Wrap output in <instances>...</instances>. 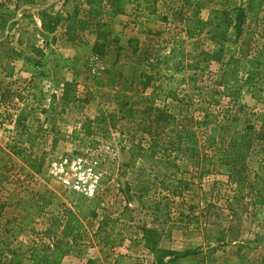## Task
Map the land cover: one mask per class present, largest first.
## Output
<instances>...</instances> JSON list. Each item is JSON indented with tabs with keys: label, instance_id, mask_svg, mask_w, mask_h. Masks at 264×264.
Listing matches in <instances>:
<instances>
[{
	"label": "rangeland",
	"instance_id": "374dc122",
	"mask_svg": "<svg viewBox=\"0 0 264 264\" xmlns=\"http://www.w3.org/2000/svg\"><path fill=\"white\" fill-rule=\"evenodd\" d=\"M37 1L40 7L34 4L13 11L14 4L25 0H0V264H15L7 248L21 254L29 238L54 243L43 231L51 218L61 225L65 222L73 210V196L46 173L44 164L50 157L70 152L87 153L102 173V184L94 198L97 216L81 222L71 252L60 264H87L90 258L112 264L114 255L131 242L143 241L147 248L138 226L143 221L150 225L151 211L138 196L148 203L154 200L158 183L153 176L139 181L136 167L129 166L130 144L148 141L132 113L139 93L151 91L142 88L141 68L168 54L178 38L185 40L180 73L172 75L158 64L164 73L156 82L171 85L177 98L167 99L166 107L171 112L182 107V113L187 108L190 120H197L202 110H213L221 121L213 152L225 153L233 137L246 158L242 166L221 164L215 158L211 173L194 179L189 190L171 199L172 221L161 233L149 235L153 252L147 248L146 257L129 255L145 264H264V193H258L264 188V142L252 139L246 148L241 141V135L254 137L258 128L254 114L264 112V68L254 61L264 35V6L246 16L241 35L230 41L206 34L188 37L187 19H206L213 8L232 13L241 0H204L200 7L191 6L189 0H149L163 17L156 22L146 21L133 2L125 16L110 17V22L109 17L90 15L82 6L77 36L69 41L63 27L55 35H42L31 19V8H37L36 14L41 6L56 11L63 0ZM98 30L107 32L104 42L96 40ZM230 33L234 37L233 29ZM33 43L43 56L31 51ZM235 76H250L253 85L226 96L222 80ZM65 82L72 83L75 95L67 106L61 101ZM87 120L91 131L86 136L80 125ZM20 150L43 156L40 173L19 159L16 151ZM237 204L243 207L238 209L243 210L242 217L232 220L230 208ZM125 207L132 210L133 221L118 220L116 229L122 228L126 238L121 246L111 248L96 235L98 216L120 217ZM205 224L224 229L225 241L206 242ZM20 228L24 233L13 238L12 231ZM186 249L194 253L172 261L165 253ZM20 264L42 263L26 256Z\"/></svg>",
	"mask_w": 264,
	"mask_h": 264
},
{
	"label": "trees",
	"instance_id": "16d2710c",
	"mask_svg": "<svg viewBox=\"0 0 264 264\" xmlns=\"http://www.w3.org/2000/svg\"><path fill=\"white\" fill-rule=\"evenodd\" d=\"M29 0H25L28 2ZM156 1V0H155ZM163 1V0H157ZM170 1V0H165ZM204 0H189L191 6L200 7ZM242 3L235 6L232 13L227 10L213 8L209 11L206 19L188 18L186 34L193 38L200 34H206L221 41H230L238 38L243 31L244 20L249 14H256L264 6V0H241ZM133 2L135 9L141 11L140 15L148 22H156L163 17L156 12L155 2L149 3V0H63L60 8L56 11L42 8L38 11L40 18V29L42 35H51L59 27H63L64 33L69 41H73L77 36L80 23V10L82 6H87L90 15L113 17L116 15H125L128 12L129 4ZM234 30V37L230 31ZM107 32L98 30L96 40H105ZM262 42L257 47L254 61L257 65L264 68V35ZM184 39H176L168 54H163L149 65H144L139 73L143 90L150 88L149 94L141 91L138 95L136 107L133 110L132 118L139 121L141 132L147 136V144L132 143L128 147L129 166L136 167L139 181L146 182L147 178L153 176L157 179L158 193L157 197L150 201H142L146 210L151 211L152 220L150 225L145 221L138 228L141 229L147 248L153 252L150 244L149 235L152 233H161L164 227L172 221L171 203L172 198L180 197L189 190L194 179H201L202 176L211 173L213 160L217 158L221 164L231 166H242L246 155L240 149H236V141L233 137L229 140L227 151L222 155L213 152L216 144V136L221 122L217 113L213 110L205 109L201 111L197 120H190L188 109L182 113V107L176 112H171L165 105L167 99H177L172 86L156 82L163 70L158 69V64L165 65L164 69L173 74L181 71V63L184 59ZM30 49L38 56H43V50L31 44ZM19 56L20 52H13ZM173 64H169V63ZM162 72V73H161ZM226 96H232V91H237L243 86L251 87L252 78L225 77L222 80ZM235 89V90H234ZM75 100L74 90L71 82H65L61 93V101L64 106ZM164 103L162 106L157 101ZM255 121L258 125L254 137L241 135V141L244 147H249L252 139L264 142V112H257ZM252 128V127H251ZM83 135H89L91 131L90 120L83 121L80 125ZM79 131L75 130V139H78ZM29 143V139H27ZM19 159L23 160L27 167L35 173H40L44 163L43 156H31L24 151H16ZM140 162L139 166H135ZM264 193V188L262 192ZM73 199L70 201L72 211L66 216L65 222L61 225L60 220L51 218L49 226L43 231V236L51 237L54 243L49 245L42 241H35L29 238L25 250L21 254L11 248H7L10 254H13L12 262L20 264L22 257H28L30 260L42 264H60L62 259L67 256L72 249V241H75V231H79L81 222L97 216V201L84 198L76 193H72ZM211 204H207L205 210L209 213ZM190 206L189 209H192ZM240 205H234L230 208V218L240 220L242 211L239 213ZM243 209V207H241ZM240 208V209H241ZM131 209L125 207L120 217L113 218L106 214H100L96 235L101 242L109 245L111 248L119 247L125 240L124 232L116 229L118 220L128 218L133 221ZM61 226L59 236L57 237L58 227ZM18 233H24L20 228L18 231H12L13 238ZM204 240L206 242H224L226 231L216 229L205 224L203 227ZM169 261L177 257H184L193 254V250L186 249L181 252L175 250H166ZM87 264H99L96 260L90 258ZM112 264H145L139 257H134L125 253H118Z\"/></svg>",
	"mask_w": 264,
	"mask_h": 264
},
{
	"label": "built area",
	"instance_id": "2783aa9c",
	"mask_svg": "<svg viewBox=\"0 0 264 264\" xmlns=\"http://www.w3.org/2000/svg\"><path fill=\"white\" fill-rule=\"evenodd\" d=\"M44 169L68 193H76L87 199L98 195L102 173L97 171L93 159L87 153L70 152L50 157L46 160Z\"/></svg>",
	"mask_w": 264,
	"mask_h": 264
},
{
	"label": "crops",
	"instance_id": "0c3cea01",
	"mask_svg": "<svg viewBox=\"0 0 264 264\" xmlns=\"http://www.w3.org/2000/svg\"><path fill=\"white\" fill-rule=\"evenodd\" d=\"M37 0H29L28 2H23V3H19V4H14L13 5V11H18V9H26L28 8V6H33L34 4L39 6V3ZM41 4V3H40ZM40 7V6H39ZM43 8H45V6H41ZM86 7V6H85ZM30 9V8H28ZM32 11H31V19H33V25L36 27V29H40V18L39 16L36 14V9L34 10V8H31ZM125 15H116L115 17L116 18H119V17H123ZM114 17V18H115ZM110 17H109V22H110ZM56 34V32L54 33V35ZM62 88H60L61 90ZM55 91V93H57L56 90H53ZM58 98H60V96H58ZM230 236H227V239H229ZM146 251V252H145ZM121 253H127V254H131V255H136V256H139V257H146L148 256L149 254V251L147 250V248L143 245V241H139V243H135V242H131L129 245L127 244L126 246H124L123 248H121L120 250ZM117 254L114 255V257L116 256Z\"/></svg>",
	"mask_w": 264,
	"mask_h": 264
}]
</instances>
